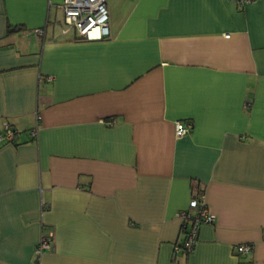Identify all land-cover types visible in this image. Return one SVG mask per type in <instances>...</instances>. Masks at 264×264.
<instances>
[{
  "label": "crops",
  "instance_id": "1",
  "mask_svg": "<svg viewBox=\"0 0 264 264\" xmlns=\"http://www.w3.org/2000/svg\"><path fill=\"white\" fill-rule=\"evenodd\" d=\"M63 2L0 0V264H264V0H108L96 42Z\"/></svg>",
  "mask_w": 264,
  "mask_h": 264
},
{
  "label": "built area",
  "instance_id": "2",
  "mask_svg": "<svg viewBox=\"0 0 264 264\" xmlns=\"http://www.w3.org/2000/svg\"><path fill=\"white\" fill-rule=\"evenodd\" d=\"M241 5L248 4L253 0H231ZM108 0H64L61 9L64 17V35L74 31L80 39L88 42L103 41L110 37L109 15L107 9ZM40 32V31H39ZM193 125L177 121L175 123L176 137L182 138L190 133ZM34 136V134H33ZM3 138L12 140L14 131L10 130L4 134ZM2 138V139H3ZM178 218L182 220V231L184 242L176 248L178 253H191L199 239V231L202 225L212 224L214 217L207 210L204 199L195 198L191 201L189 210L178 213ZM51 248V240L44 236L36 250L37 255L43 254ZM239 254H248L252 250L249 245H241L236 248Z\"/></svg>",
  "mask_w": 264,
  "mask_h": 264
},
{
  "label": "trees",
  "instance_id": "3",
  "mask_svg": "<svg viewBox=\"0 0 264 264\" xmlns=\"http://www.w3.org/2000/svg\"><path fill=\"white\" fill-rule=\"evenodd\" d=\"M234 2H236V1H234ZM238 3V2H237ZM186 254H190V253H186Z\"/></svg>",
  "mask_w": 264,
  "mask_h": 264
}]
</instances>
